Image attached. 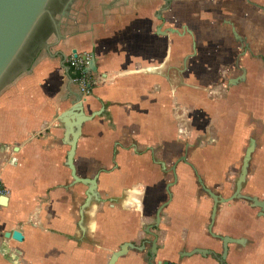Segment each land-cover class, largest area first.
<instances>
[{"label":"crops","instance_id":"0c3cea01","mask_svg":"<svg viewBox=\"0 0 264 264\" xmlns=\"http://www.w3.org/2000/svg\"><path fill=\"white\" fill-rule=\"evenodd\" d=\"M81 1V12L70 11L62 20L60 35L66 39L48 49L43 47L29 71L0 92V178L6 191L0 196L5 197L0 204V264H107L121 244L141 245L152 240L146 230L154 224L156 210L168 195L140 192L144 179L156 181L158 176L149 150L178 151L180 137H174L175 118L182 117L189 123L186 130L177 133L192 135L182 144L183 151L188 144L194 147L188 160L202 169L205 181L210 176L227 177L233 162L227 152L214 162L197 161L195 152L210 137H197L195 129L199 126L204 130L201 121L215 120L221 131L215 142L222 149L229 148L231 140L226 137L233 135L229 106L234 92L241 99V108L234 111L245 117L241 128L239 121L235 122V131L243 134L241 147L254 132L258 144L264 133V100L260 99L264 68L260 63L243 59V75L236 63L231 66V77L226 79L231 88L225 99V114L220 109H215L214 114L209 90L195 88L209 84L194 82L205 80V76L196 77L187 63L179 65L180 51L174 35H163L166 13L161 14L157 0ZM215 3L212 7H218L221 13L217 16L226 17L222 22L235 23L238 37L245 39L254 53L264 54V0ZM204 22L213 28L215 21ZM185 36L193 41L195 33L192 30ZM232 38L236 40L233 35ZM54 41L53 35L46 39V43ZM203 46L196 51L192 42L194 57L215 56L214 49L206 51ZM72 50L80 55L93 54L96 60L97 73H90L92 89L85 98V113L103 109L101 116L83 125L74 156L80 177L91 179L99 173L100 200L85 211L82 225L79 208L87 187L70 185L72 179L66 166L69 146L58 121V115L70 107V94L78 93L69 81L66 63ZM207 63L200 61L203 72L210 74L212 67ZM218 69L228 70L230 66L224 64ZM181 87L187 93L178 95ZM166 90L169 94L165 97ZM175 96L177 103L171 99ZM164 157L156 158L170 166ZM183 165L193 176L191 169ZM122 190L134 193H120ZM246 190L264 200L263 152L253 156ZM210 212L211 202L204 193H172L158 228L152 231L158 247L154 260L149 258L146 247L141 252L127 253L115 264H220L221 242L207 231ZM255 213L240 201L218 207L213 232L241 241L228 245L224 264H264V219L255 217ZM17 228L23 236L20 242L5 237ZM193 249H207L213 255L186 257L185 253Z\"/></svg>","mask_w":264,"mask_h":264},{"label":"water","instance_id":"95a60500","mask_svg":"<svg viewBox=\"0 0 264 264\" xmlns=\"http://www.w3.org/2000/svg\"><path fill=\"white\" fill-rule=\"evenodd\" d=\"M52 1L53 0H0V92L5 87L10 85L13 81H15L19 76H21V74L27 73L29 71V68L31 67L38 52L43 47H46V49H48L50 46L58 45L61 41H64L66 39V37H62L60 35V29L62 27V20L66 15H69L68 9L73 3V0H70L65 5V8L63 10L65 16H59L57 19H55L49 11V6ZM165 2H167L166 7H168L171 0H165ZM45 16H48L50 18L53 28L49 31L44 41L40 42V44L38 45L39 49L34 53L33 58L26 62V64H23L22 59L24 56H26L28 45L31 42L37 27ZM158 17L160 18V16ZM231 32L234 38H239L233 25L231 26ZM168 33L180 35L178 30L172 28L165 29L163 35H166ZM50 35H53L55 37V41L53 43H46V39ZM72 55L74 57L77 56L76 50H72ZM90 57L91 60L87 64L86 71L91 74H96V60L93 54H90ZM69 81L70 83H72L71 78L69 79ZM236 81V79L232 80V83H235ZM70 95L72 96L70 107L58 115V121L64 129L63 140L69 146V150L66 154V166L70 171L72 179L70 185L82 184L87 187L85 193L86 198L79 208V225H82L85 219V211L94 203H98L100 200L99 193L97 191V180L99 177V173H96L91 179L80 177L77 174L76 167L74 165V156L78 139L81 136V129L83 125L86 122L93 120L95 117H99L103 109L87 115L84 109L85 98L82 97L79 92L72 93ZM256 142L257 134L256 132H254L249 137L248 145L244 151L239 176L235 184V190L228 198H223L221 195L213 193L210 189H207L203 184L201 177L195 170L198 185L201 187L202 191L212 200L213 203L207 231L211 238H214L221 242L222 252L219 255L220 264H224L225 258L227 256L228 245L238 244L241 241L228 236L218 235L213 232V225L215 222L218 207L223 203H228L235 200H243L250 203L251 207L259 208L260 211L258 212V214L264 219V200H258V198L256 197L241 194V190L243 189V185L246 182V178L249 172L252 155L257 146ZM192 149H194L192 145L190 147L189 145H186L183 151V155L179 159H177L170 168L173 181L168 183L166 186V190L168 192V200L158 207L154 218V224L152 226H149V229L146 230V233H148L152 237V240H145L141 243V245H135L134 243L130 242L121 244L119 246V249L111 255L107 264H115L119 258L125 256L127 253L131 251L141 252L144 251L146 247L149 248L147 250L149 258L151 260H154L158 247L156 244L157 236L152 231L158 228L161 221V212L171 201L172 193L169 191V188L173 187L177 183L176 166L180 162H183L185 164L187 163L188 153ZM161 165L165 168L164 163H161ZM4 201L5 197H2L0 199V204L2 205ZM5 237H11L13 240L18 242L23 239V236L18 228L12 232L6 233ZM191 255H200L202 257H205L208 255H213V253L207 249H193L185 253L186 257H189ZM162 264H168V262L165 261Z\"/></svg>","mask_w":264,"mask_h":264},{"label":"rangeland","instance_id":"374dc122","mask_svg":"<svg viewBox=\"0 0 264 264\" xmlns=\"http://www.w3.org/2000/svg\"><path fill=\"white\" fill-rule=\"evenodd\" d=\"M217 0H177L174 4H172V8L169 9L164 16L166 22L164 23V28H172L175 30H178L179 33L186 31L191 32L192 30L195 33V38L193 36V41L195 43V49L198 51V46L201 44H204L203 48L206 47V51H210L211 49H214L216 54L215 56H208L206 59H203L204 56H200V54H197L196 57H193L188 61L187 64H189V67L192 68L191 70L192 74H194L196 77H202L205 78V80H198L194 79V82L197 84L199 81H207L209 84L205 86H198L195 85V88H204L209 90V98L211 101H213V104L215 108L213 107L212 110H214V114H216V110H223L225 109V99H228V90L231 88L226 84V79L228 77H231L232 74V67L234 65V60L236 58V51L238 49V44L234 41L232 38V34L230 31V27H228L225 23H223V19H220V9L218 7H212V5ZM83 3V1L80 0V4ZM216 4V3H215ZM82 6V5H81ZM79 6V0H76L74 2V5L71 9L72 13H75L76 11L82 10V7ZM87 6V5H86ZM171 7V6H170ZM86 8V7H85ZM216 14V15H215ZM205 20H214L213 28H208L205 25ZM233 24V22H231ZM235 23L233 24V26ZM211 27V26H210ZM235 27V26H234ZM191 29V30H190ZM206 29H209L208 31ZM211 29V30H210ZM203 31V32H202ZM185 34V33H184ZM208 34H211L210 37H207ZM174 35L175 41H176V49L179 52V65H181L182 60L185 57H188L187 55L192 54L193 47L191 39L186 37L185 35H178L180 37H176V34ZM199 35V37H198ZM222 35V36H221ZM171 36V35H170ZM166 41V40H165ZM166 44V43H165ZM167 45H165V48ZM202 50V49H201ZM204 50V51H205ZM213 50V51H214ZM190 52V53H189ZM189 53V54H188ZM224 53L223 56L219 59L221 56L220 54ZM204 55V53H203ZM166 56V55H165ZM167 57V56H166ZM177 61V59H176ZM200 61H209L207 63L209 66L212 67L211 73L207 74L204 73L202 70V67L204 64H200ZM228 65L230 66V69L228 70H220L218 69L222 65ZM189 72L186 74L185 78H187ZM262 76H264V73L262 72ZM182 77V76H181ZM223 80V84H219L218 81ZM211 84V86H210ZM210 86V87H209ZM188 88H194L192 86H186ZM169 88V87H168ZM180 88V91L177 92V94H183L187 93V90ZM186 88V89H188ZM261 91H260V99L264 100V84L260 85ZM170 90V88H169ZM178 90V89H177ZM165 97L169 94L167 90L165 91ZM236 92L233 93L231 98V105L229 106L231 110V123L233 124V135L232 137H226L229 140H231V146L227 149H222L219 147L218 142H215L218 140V135L220 134L219 127L215 120L211 122L209 119L201 121V126L204 125V130L199 129V126H196V133L195 135L197 137L199 136H209L210 140L206 141V143L195 152L194 158L201 162L202 164L206 161L214 162L215 160L219 159L220 156H222L225 152L228 153V157L231 158L233 164L229 165L228 171H227V185L226 188L222 187L223 191L227 193L231 189V183L234 180L236 174L235 172L231 171V167L234 168V170L237 171L241 164V158L243 157L244 149L247 146V142L243 144L244 147H241L243 134L242 132H236L235 131V122L236 120L239 121V128H241V125L243 121H245V117L243 115L237 116V112H235V109H240L241 107V99L239 97H236ZM174 96V95H173ZM176 97V96H175ZM171 99L174 101L178 100V98ZM177 103V101L175 102ZM181 106V104L179 105ZM222 106V107H221ZM264 106V104H263ZM193 109V108H192ZM198 109V108H197ZM219 110V112H220ZM224 111V110H223ZM209 114V112H207ZM225 114V111H224ZM244 117V119H243ZM223 122L226 123L225 119L223 118ZM175 126L177 127L175 129V139L180 137L178 140L179 146L178 151L173 149H168V151L164 150H158V153L156 157L164 158L166 159V162L168 165H171V163H174L179 156H182L183 154V146L182 144L184 142H187L191 139L192 135H189L187 132L185 134H181L180 132L177 133L178 130H186L188 128V121L184 120L182 117L175 118ZM188 123V124H187ZM169 127L172 129V124L170 123ZM189 128H191L189 126ZM206 131V132H205ZM200 132V133H198ZM248 135V133H247ZM244 135V136H247ZM250 136V135H249ZM248 136V137H249ZM217 137V139H216ZM240 143V145H239ZM177 152V154H176ZM264 153V133L260 136L258 144L256 146V153ZM208 158V160H207ZM187 167H185L182 163H179L177 168V174H178V181L177 184H175L171 188L172 193H201L198 186L196 185L195 178L192 176V174L188 171H186ZM198 174L202 177L204 180V172L199 167H196ZM224 174V173H223ZM206 178H209L206 177ZM224 180V176H210V179H208L206 182L211 183L213 182L215 186L220 185V182ZM169 182H172V177L170 175H165L162 180V189L164 190L165 185ZM84 189V188H81ZM220 189V190H222ZM165 193V192H164Z\"/></svg>","mask_w":264,"mask_h":264},{"label":"flooded vegetation","instance_id":"af4514ba","mask_svg":"<svg viewBox=\"0 0 264 264\" xmlns=\"http://www.w3.org/2000/svg\"><path fill=\"white\" fill-rule=\"evenodd\" d=\"M70 0H53L52 3L50 4L49 6V11L51 13V15L57 19L59 16H65L64 13H63V10L65 8V5L67 4V2H69ZM76 0H73V3L71 4V6L69 7L68 9V12L70 13L73 5H74V2ZM118 1V0H116ZM160 4V6L158 7L159 10H161V14L164 13V12H167L169 9H170V6L177 2V0H171L170 4L168 5V7H166L167 5V2H165V0H157ZM166 7V8H165ZM114 10V9H113ZM115 11V10H114ZM68 15H66L64 18H66ZM160 20L163 19L162 18V15H160ZM228 27H230V31H231V26L233 25L231 22H228V23H225ZM53 28V25H52V22L50 20V18L48 16H45L42 21L40 22L39 26L37 27L33 37H32V40L31 42L29 43L28 45V48H27V52H26V56L23 57L22 59V63L23 64H26V62H28L29 60H31L34 56V53L37 52V50L39 49L38 45L40 44V42L44 41V39L46 38V36L48 35L49 31ZM236 30V29H235ZM185 33V34H184ZM179 34L181 35H186L187 32L186 31H183L182 33L180 32ZM232 34V32H231ZM236 43L238 44V49L236 51V58L234 60V62L236 63V67L237 69L240 70L241 74L243 73V70L241 69V66H242V61L243 59H248V60H251L255 63H260L261 66H263L264 68V54L263 53H254L252 51V47L247 43V41L243 38H238L235 40ZM40 52V51H39ZM38 52V53H39ZM38 55V54H37ZM188 57H185L183 60H182V63H181V66H183V63L186 64L188 63V61L190 59H192L194 57L193 55V51H192V54L190 55H187ZM235 66V65H234ZM186 69V68H185ZM243 75V74H242ZM242 77V76H241ZM241 80L243 78H240ZM240 80V81H241ZM239 81V80H238ZM88 115V114H87ZM101 116V115H100ZM189 145V144H188ZM248 145V143H247ZM191 145H189L190 147ZM247 147V146H246ZM185 149V148H184ZM246 149V148H245ZM244 149V151H245ZM150 152V155H151V162L153 165H155L157 168V173H158V176L156 177V181L153 180V179H144V182H142V186H143V189L140 193H168L167 190H166V186L167 184L165 185V188L164 190L162 189V180L164 178L165 175H170L172 177V173L170 171V168L172 167V165L174 163H172V165L166 167L165 165V168L161 165V162L160 160H158L156 158V153H157V150L156 151H153V150H149ZM190 152V151H189ZM189 154V153H188ZM256 154V148H255V151L252 155V159H253V156ZM183 155V154H182ZM244 155V153H243ZM181 157V156H180ZM178 157V159L180 158ZM243 158V157H242ZM242 158H241V161H242ZM252 159H251V162H250V167H249V172H248V175H247V178L249 176V173L251 171V166H252ZM183 163V162H181ZM165 164V163H164ZM185 164V163H183ZM178 165V164H177ZM187 165L192 173H193V176L195 178V181H196V185L198 186L199 190L201 193H204L201 189V187L198 185L197 183V177H196V174H195V170L196 168L190 163V161L188 160V157H187V163L185 164ZM177 167V166H176ZM240 167H241V164L239 166V168L236 170H234V168L231 167V171H234L236 176L234 178V180L232 181L231 183V189L225 193L222 189L223 188H226V185H227V177L224 176V180L222 182H220V185H216L211 182V183H208L206 182L205 180L202 179V177L198 174L197 170V174L201 177L202 181H203V184L205 185V187L207 189H210L213 193H216V194H219L221 195L223 198H228L232 195V193L234 192L235 190V184H236V181L238 179V176H239V172H240ZM247 178H246V182L245 184L243 185V189L241 190V194L242 195H248V196H252V197H256L252 194H250L251 192L250 191H247L246 190V187H247ZM172 181H173V177H172ZM170 183V182H169ZM219 186H222L221 188ZM228 186V185H227ZM172 188V187H171ZM171 188H169V191L171 192ZM222 189V190H220ZM120 193H134L133 191L131 190H122ZM172 193V192H171ZM205 194V193H204ZM205 196L210 200L211 202V208H212V200L205 194ZM258 198V197H256ZM258 200H263V199H259ZM235 201H240V202H245L243 200H235ZM235 201H231V202H228V203H232V202H235ZM249 207L250 209H252L253 211L256 210V213H255V217H260L258 212L260 211L259 208H256V207H251L250 203L248 202H245ZM223 204H227V203H223ZM222 205V204H221ZM262 218V217H260ZM263 219V218H262Z\"/></svg>","mask_w":264,"mask_h":264},{"label":"built area","instance_id":"2783aa9c","mask_svg":"<svg viewBox=\"0 0 264 264\" xmlns=\"http://www.w3.org/2000/svg\"><path fill=\"white\" fill-rule=\"evenodd\" d=\"M91 60L89 54H77L76 57L70 55L66 59V63L69 69V73L72 76V83L77 87L78 92L82 97L87 98L91 94L92 82L91 74L86 71L87 64ZM6 193L0 178V196H4ZM162 264V261L156 263ZM168 264H176L173 262H168Z\"/></svg>","mask_w":264,"mask_h":264},{"label":"trees","instance_id":"16d2710c","mask_svg":"<svg viewBox=\"0 0 264 264\" xmlns=\"http://www.w3.org/2000/svg\"><path fill=\"white\" fill-rule=\"evenodd\" d=\"M70 78H72V76L70 75Z\"/></svg>","mask_w":264,"mask_h":264}]
</instances>
